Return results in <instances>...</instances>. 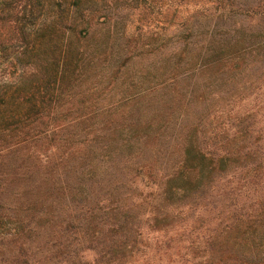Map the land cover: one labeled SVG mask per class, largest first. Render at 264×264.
I'll return each mask as SVG.
<instances>
[{"label":"trees","instance_id":"obj_1","mask_svg":"<svg viewBox=\"0 0 264 264\" xmlns=\"http://www.w3.org/2000/svg\"><path fill=\"white\" fill-rule=\"evenodd\" d=\"M117 2L0 0V264H264V107L191 108L264 78V2L168 0L152 50Z\"/></svg>","mask_w":264,"mask_h":264},{"label":"rangeland","instance_id":"obj_2","mask_svg":"<svg viewBox=\"0 0 264 264\" xmlns=\"http://www.w3.org/2000/svg\"><path fill=\"white\" fill-rule=\"evenodd\" d=\"M64 4L63 8L66 9V6L68 5L69 0H63ZM168 0H155V7L153 9L147 8V3L149 0H128L127 2L124 0H118V6L121 8H127L125 6H128V8L135 9L131 11V18H129L132 23V31H127L130 35H136L140 34V39L142 41H150L149 44L146 46L147 50H152L155 47H158L160 43L162 42V38H164V33H168V31L164 32L163 27L165 26V19L166 17H169L166 13L165 5ZM264 0H262V3ZM54 8H56V0H49V3ZM136 6H144L147 10L145 12L138 13ZM144 10V9H143ZM150 13V15H149ZM134 14V15H133ZM174 17V16H173ZM177 19L176 23L179 21V18L175 15ZM244 21V25L246 27L251 28H259V24L262 26V19H260L258 16L250 17L246 16ZM127 21V19H125ZM145 23H148L146 26ZM157 26V28H154V26ZM139 27L140 31L135 30V28ZM150 28V29H149ZM175 26H172L170 30H173ZM130 29V28H129ZM153 29V30H151ZM152 35H155L156 37H159L158 42L155 44L152 43V40L150 37ZM131 37V36H130ZM132 38V37H131ZM133 40V39H132ZM12 51L9 47L1 48L0 51V77L2 74H7L9 70H7V67L9 66L10 57L9 53ZM145 63V58L139 57L134 60L132 63H130L129 70L130 74L137 73L134 71H142L145 68H142L145 65H142ZM145 71V70H144ZM14 70H10V73L12 74ZM139 73V72H138ZM251 79H244L242 81H228V83H234V86H226L221 85L217 86L216 83L211 86V89L209 90L208 94L206 95V99L203 103L197 102L199 104L192 105V109H196L197 113H199L198 110H200L205 103H208V108L210 110V114L212 115L215 113L219 108H223V103H226L229 108L224 109V111L231 110V112L237 114V115H243L246 116V114L251 111L253 113H259L262 111L264 107V78L261 80L255 81L254 85L248 89L240 90L243 85L247 82H250ZM144 85L146 86H152L153 83L151 81H144ZM122 91H125L124 89ZM119 92V91H118ZM118 92L115 96L118 95ZM219 92L223 95V100L221 101H215L216 98H218ZM178 113V112H177ZM176 113V114H177ZM223 119V117H221ZM145 234V235H144ZM143 237L145 238L143 241H140L137 246V252L132 254L130 257H128L129 260L125 262V264H179L181 263L180 259L178 258V252L166 250V252H161V254L158 257H156L154 249L161 245L162 243H158L157 241L161 240L157 238V235L148 234L144 231ZM163 250V249H162ZM82 257L84 260H91L89 262H93V257L91 253H85Z\"/></svg>","mask_w":264,"mask_h":264}]
</instances>
